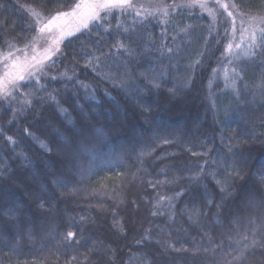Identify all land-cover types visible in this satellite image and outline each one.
<instances>
[{"label":"trees","instance_id":"16d2710c","mask_svg":"<svg viewBox=\"0 0 264 264\" xmlns=\"http://www.w3.org/2000/svg\"><path fill=\"white\" fill-rule=\"evenodd\" d=\"M67 2L74 4L76 0ZM134 2L149 4V0ZM163 3L172 4L173 0ZM0 5L4 6L0 8V50L7 52L6 42L24 47L35 35L26 9L32 7L48 15L55 10L56 0H0ZM241 11L262 16L264 4L247 0ZM169 13L168 17L157 13L138 24L144 38L133 45L137 48L135 57L121 54L120 58L135 74L165 67L167 75L159 90L140 96L122 87L125 67L114 58L93 70L97 62L89 63L88 54L100 55V48L107 52L117 37L116 19H112L111 34L100 28L67 38L59 56L52 60L55 63L49 62L48 78L40 79L38 85L33 81L15 93L9 107L0 105V165H8L7 173L0 177V264H32L33 260L55 264L54 256L64 264L62 237L68 231L76 232L81 241L67 250L77 256L73 264H143L142 254L151 264H223L231 260L228 252L239 249L236 233L229 236L231 218L234 212L242 211L243 193L256 186L264 170V98L257 95L253 103L250 95L255 91L253 85L264 76V67L247 64L244 83L248 88L238 83L241 94L237 100L231 87H226L231 84L232 68L244 62L243 52H226L229 30L226 34L225 29L231 28V19L220 10L215 22L198 7L170 8ZM118 19L125 26L132 23L131 16ZM163 20L168 22L161 23ZM185 28L186 32L181 31ZM161 44L173 48V53L164 49L161 56L157 50ZM52 76L58 78L51 80ZM189 78L190 86L184 87ZM174 86L179 90L173 96L168 89ZM50 95H55L78 126L102 132L88 145L91 155L80 157L82 169L73 170L74 178L68 175V165L55 148L60 139L55 132L63 131L65 117ZM25 100H31V106ZM141 100L150 106V112H143L137 103ZM25 129L52 146L53 152L46 154ZM5 136H12L18 146L10 145ZM221 136L235 137L233 151L244 177L235 181V194L217 209L221 193L216 180L223 179V167L217 168L212 161L227 153L224 144L228 140L222 143ZM60 143L63 146V141ZM201 166L203 177L190 179ZM212 171L217 173L215 178L208 174ZM52 173H65L71 180L69 188L55 187ZM166 178H175V183L156 184ZM73 187L75 192L70 190ZM40 189L45 190L47 201L43 209L36 202ZM182 189L183 194L172 201L173 208L169 209L167 201L154 207L157 194L173 196ZM209 200L214 202L209 205ZM13 208L19 210V223L31 227V239L19 232L7 215ZM153 211L163 215L153 216ZM194 212L199 217L190 219ZM256 227L264 235V223ZM146 230H151V241L137 244ZM157 239L174 241L176 247L189 251H163ZM232 264L241 261L233 260ZM243 264H264V250H251Z\"/></svg>","mask_w":264,"mask_h":264},{"label":"snow or ice","instance_id":"6c2138e0","mask_svg":"<svg viewBox=\"0 0 264 264\" xmlns=\"http://www.w3.org/2000/svg\"><path fill=\"white\" fill-rule=\"evenodd\" d=\"M247 0H184L182 3H177L173 0L172 4L163 3V0H156L152 2L149 0V4H141L134 2V0H76L74 4H68L67 0H56L55 10L48 15H42L41 12L37 11L32 7H28V11L31 20L32 28L35 31V35L31 40L24 45L23 48H17L15 44L7 43L8 51L0 53V59L4 62V67L2 74H0V97L5 99L9 97H14L15 93L20 92L22 88L29 87L33 81L38 85L40 79L48 78L46 77V70L50 67L49 61L56 56L57 53L61 51L60 45L68 38L76 33H81L87 30L89 34L94 29H103V32L111 34L113 32V25L111 23L112 19H116V24L114 26L117 37L114 43L111 45L109 50L105 52L103 48L98 49L100 55L95 52L89 53V63L92 61L97 62L93 70L95 71L100 64H107L109 58H114L120 60L121 54L133 59L137 53V48L133 47L137 40L143 39V34L138 32L137 25H143L145 20L149 17H155L157 13L164 17L170 15L169 9L177 8H200L203 13H207L214 21L217 19V15L220 10L227 14V17L231 19V32L233 39L236 36V17L240 18V43L235 44L237 49H241L244 45L243 51V63L232 68V77L230 86L233 93L239 99L241 94V87H238V83L242 85L243 89H247L248 85L244 83L245 71L247 64H259L264 67V15L256 16L250 15L241 11L242 6L246 5ZM264 4V0H261ZM0 5V8H3ZM151 9V10H150ZM142 10V11H141ZM119 16H131L132 23L129 26H125L119 19ZM139 18V19H137ZM167 20L161 21V23H167ZM91 26V27H90ZM181 31H187V28ZM227 34L228 29H225ZM175 39V37H173ZM233 44L229 42L226 46V52L231 53ZM164 49L167 50L169 54L173 53L174 49L167 47L165 44H161L160 51L161 56L164 55ZM147 50V49H146ZM22 53V55H16V53ZM55 63V61H52ZM124 64L126 80L121 82V86L126 89H131L133 94L143 96L146 92L150 93L153 90H159L162 87V83L165 81L167 75V69L161 66L159 69L150 68L146 72H141L135 74L127 65V61L120 60ZM196 63H199L197 61ZM231 64L232 61L230 60ZM111 67V65H108ZM214 73L216 70H213ZM99 74V73H98ZM58 77L52 76L51 80H56ZM105 78H110L109 74H105ZM70 79V78H69ZM225 80H229L226 75ZM191 84V78L185 81L184 87H189ZM86 87V86H85ZM255 91L251 92V102H255L257 95L264 98V76L261 77L260 82L253 85ZM179 89L173 87L168 89L171 95H176ZM22 95H31V93H21ZM49 99L57 103L59 113L65 117L62 121V129H56V136L60 139L55 141V148L57 152H60L68 165V175L73 176L75 171H81L82 165H80L79 160L82 155L88 153L91 155L92 149L88 146L94 142L99 135H102L100 129L92 130L90 126L77 125L71 119V114L68 113L67 109L59 105L55 100V95H50ZM24 103L31 106V100H25ZM141 104L143 112L147 113L151 111L150 106L141 101H137ZM213 108H215V102H212ZM80 111L83 112V107H80ZM25 134L32 137V139L38 141L39 147L46 153L51 154L53 152V147L48 143L35 137L25 129ZM0 135H3V130L0 129ZM4 139L12 146H18L17 141L12 136H5ZM224 139L228 140L224 147L227 149V153L223 154L222 159L217 161L213 160L217 168L223 167V171L220 175L223 179L216 180V184L219 187L221 193L220 202L215 203L217 209L223 207V202L225 199L232 197L235 194L236 183L238 179H243L244 172L238 166L236 159L237 154L233 151L235 137H223L221 136V141L223 143ZM60 141H63V146ZM167 142V141H165ZM246 143V141H245ZM206 154V153H205ZM231 154V156H229ZM193 155H197L193 153ZM27 159V157H25ZM231 160V162H230ZM208 162L205 161V165ZM8 165H0V177H3L7 173ZM205 174L204 166L200 167V171L193 175L190 179L199 180ZM216 177L217 173L212 171L208 173ZM64 176V179L60 177ZM71 180L65 173H52V184L57 188L67 189ZM164 183H175V178L173 180L157 181L156 184ZM151 184V182H150ZM156 184H151L155 187ZM75 192L77 189L74 187L70 189ZM41 195L36 197V202L40 208H45L47 201L43 198L45 193L44 189L39 190ZM183 194V189L180 192L175 193L173 196H164L157 194L156 206L160 205L161 202L167 201L169 209L173 208L175 205L172 203L174 199ZM214 201L209 200L208 203L211 205ZM133 203H135L133 201ZM18 209H10L7 215L11 218L12 223L18 226L19 232H22L25 237L31 239L33 232L29 225L20 224L17 212ZM257 212L261 215H257ZM246 213V214H245ZM163 215V213L158 211H153L152 215ZM195 215L199 217V213H190V219ZM83 220L84 217H81ZM264 223V170L260 172V179L256 186L247 190L243 193L242 197V211L234 212L231 218V224L229 229V236L231 233L235 232L238 237L237 244L239 249H233L232 252L227 254L231 256V260H225L223 264H232L233 260L243 261L247 258L248 253L253 249L264 250V235L261 234V229H258L257 224ZM120 231H124L123 225L120 226ZM162 231V230H161ZM170 236V233H169ZM151 230H146L144 236L136 241L137 244H143L146 241L150 242ZM63 246L66 250V258L64 264H73L77 260L76 255H71L67 250L71 249L73 244H80V239L77 238V233L73 231H68L63 237ZM161 246L163 251H174V252H187V248L181 246L176 247V242L171 240L161 241L157 239L155 241ZM217 248L220 247L219 244L216 245ZM91 251V250H89ZM199 251L198 249L196 250ZM206 251V249H205ZM233 252L236 254L233 255ZM193 254H196L194 252ZM84 255V254H81ZM87 256L84 255V259L87 260ZM143 264H151V261L146 255L142 254ZM55 264H59V257L54 256ZM32 264H36L33 260Z\"/></svg>","mask_w":264,"mask_h":264},{"label":"rangeland","instance_id":"374dc122","mask_svg":"<svg viewBox=\"0 0 264 264\" xmlns=\"http://www.w3.org/2000/svg\"><path fill=\"white\" fill-rule=\"evenodd\" d=\"M42 14V13H41ZM43 15V14H42ZM217 21V19L215 20V22ZM236 28H237V33H236V36H235V38L233 39V36H232V32H231V28L230 29H228L229 30V35H228V44H229V42H231L232 44H233V48H232V50H235V51H237V52H243L242 51V49H243V47H244V45H242V48L241 49H237L236 47H235V44H237V43H240L241 42V40H240V34H239V29H240V18L239 17H236ZM77 34V33H76ZM72 37V36H71ZM69 38V37H68ZM63 44V43H62ZM62 44L60 45V49H61V47H62ZM17 47V46H16ZM19 48H23V47H19ZM4 52V50H0V53H3ZM60 53V52H59ZM59 53H57L56 54V56H54L53 58H52V60H54L56 57H58L59 55ZM16 55H22V53H19V52H17L16 53ZM50 62V61H49ZM48 62V63H49ZM3 67H4V62H3V60L2 59H0V74H2V71H3ZM9 99H10V97L9 98H7V99H5V98H3V97H0V105H2L3 104V106H5L6 108L7 107H9V105H10V103L11 102H9ZM13 106V105H12ZM11 106V107H12Z\"/></svg>","mask_w":264,"mask_h":264}]
</instances>
